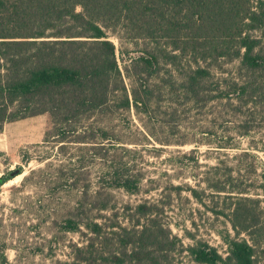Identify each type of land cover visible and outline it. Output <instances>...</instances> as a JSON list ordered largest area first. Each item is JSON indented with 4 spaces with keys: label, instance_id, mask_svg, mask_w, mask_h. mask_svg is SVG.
<instances>
[{
    "label": "trees",
    "instance_id": "1",
    "mask_svg": "<svg viewBox=\"0 0 264 264\" xmlns=\"http://www.w3.org/2000/svg\"><path fill=\"white\" fill-rule=\"evenodd\" d=\"M119 27L156 44L123 68L107 34ZM132 112L158 123L167 144L194 143L171 162L199 163L206 145L219 162L245 165L207 180L232 201L216 212L235 231L222 234L225 255L206 240L185 244L162 199L119 208L110 197L139 193L146 179L140 149L126 142ZM44 113L61 152L76 146L59 167L77 190L63 224L83 237L76 264H264V0H0V132ZM258 134L262 146L243 147ZM8 180L0 170V192Z\"/></svg>",
    "mask_w": 264,
    "mask_h": 264
},
{
    "label": "rangeland",
    "instance_id": "2",
    "mask_svg": "<svg viewBox=\"0 0 264 264\" xmlns=\"http://www.w3.org/2000/svg\"><path fill=\"white\" fill-rule=\"evenodd\" d=\"M174 33L184 35L185 32ZM107 34L116 46L122 68L131 58L156 45L145 38L134 37L135 32H127L123 27L110 28ZM166 43L161 44L168 45ZM129 116L132 130L126 132V142L130 147L140 149L146 179L141 192L129 193L118 188L111 190L110 197L119 208L145 199H162L167 221L185 244L206 240L225 255L227 244L222 234L228 230L235 235V231L228 219L216 212L228 211L232 201L210 188L207 180L213 183L222 180L226 166L240 168L245 173V165L240 166L234 159L228 160L227 164L219 162L218 153H209L206 145L199 148V163L194 160L187 165L171 162L170 156L178 154L179 150L190 152L194 143L176 144V137L171 136L172 142L167 144L163 141L167 138L166 132L158 123L145 121L135 112ZM51 126L50 115L44 113L6 123L0 132V170L9 176L0 192V253L6 252V264H76L72 246L81 244L83 237L64 230L63 224L76 200L77 190L59 176L60 165L70 163L76 146L69 143L63 154L54 135H48ZM263 141L258 134L252 142L250 138H244L241 143L243 147L258 149ZM258 153L264 161V152L259 150ZM28 156L31 160L25 162ZM257 168L260 171L262 165ZM16 169H20L19 172L12 174ZM95 172L94 167L91 173L93 188L96 187ZM249 178H256V175L250 174ZM257 180L260 181L258 177ZM176 185L183 186L182 190L174 189ZM190 186L198 190L197 196L191 193ZM252 193L257 195L262 191L257 189ZM241 236L246 237L245 233ZM262 260L264 262V257Z\"/></svg>",
    "mask_w": 264,
    "mask_h": 264
},
{
    "label": "water",
    "instance_id": "3",
    "mask_svg": "<svg viewBox=\"0 0 264 264\" xmlns=\"http://www.w3.org/2000/svg\"><path fill=\"white\" fill-rule=\"evenodd\" d=\"M20 169H16L15 171L12 172V174H16L19 172Z\"/></svg>",
    "mask_w": 264,
    "mask_h": 264
}]
</instances>
